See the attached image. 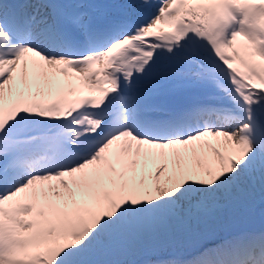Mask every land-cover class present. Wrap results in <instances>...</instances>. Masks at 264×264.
Instances as JSON below:
<instances>
[{
  "label": "snow or ice",
  "instance_id": "snow-or-ice-1",
  "mask_svg": "<svg viewBox=\"0 0 264 264\" xmlns=\"http://www.w3.org/2000/svg\"><path fill=\"white\" fill-rule=\"evenodd\" d=\"M0 264H264V0H0Z\"/></svg>",
  "mask_w": 264,
  "mask_h": 264
},
{
  "label": "bare ground",
  "instance_id": "bare-ground-1",
  "mask_svg": "<svg viewBox=\"0 0 264 264\" xmlns=\"http://www.w3.org/2000/svg\"><path fill=\"white\" fill-rule=\"evenodd\" d=\"M133 259H137L138 257H132Z\"/></svg>",
  "mask_w": 264,
  "mask_h": 264
}]
</instances>
